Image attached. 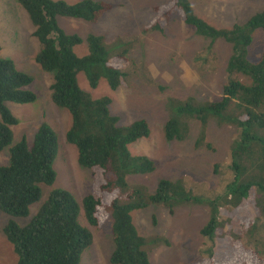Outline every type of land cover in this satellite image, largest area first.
<instances>
[{"label":"trees","instance_id":"1","mask_svg":"<svg viewBox=\"0 0 264 264\" xmlns=\"http://www.w3.org/2000/svg\"><path fill=\"white\" fill-rule=\"evenodd\" d=\"M18 3L28 14L35 28L33 36L41 45L36 64L54 74L52 100L71 115L66 140L76 148L79 165L92 174L91 192L83 200L85 220L100 229L113 218L115 250L111 263L151 264L148 241L133 222L134 211L158 205L173 212L177 207L195 204L208 206L211 213L202 230L210 257L195 264H264L260 253L246 245V236L258 228L250 229L244 220L252 208L255 216L264 214L259 203L251 205L257 196L258 202L260 196L264 197V53L256 63L248 58L255 32L264 31V11L244 25L218 29L196 15L191 0H170L155 8V16L145 27L148 34L164 33L173 17L178 16L198 36L213 43L223 40L232 46L222 97L208 102L195 98L169 100L171 116L164 128L166 139L185 140L190 131L188 122L194 119L203 129L198 146L204 143L205 129L212 120L219 126L236 128L237 137L225 163L215 166L217 175L226 172L217 189L181 177L176 181H160L156 192L150 194L144 187L128 181L129 176L147 175L156 169L150 159L130 152L132 144L150 136L148 122L138 120L130 126H120L119 118L111 114V99L94 100L78 81V76L84 73L92 89L102 79L113 90L128 88L136 72L134 62L128 58L129 51L109 58L104 38L90 35L86 39L88 54L79 57L75 48L84 40L78 35H68L58 24L60 17L95 24L112 6L93 0L76 4L54 0H18ZM200 58L201 55L197 60ZM32 84L33 78L19 71L12 60H0V152L9 150V164L0 166V212L13 219L29 218L31 208L43 199L42 186H52L57 179L54 165L59 138L48 123L39 127L31 145L26 138L13 145V128L19 125V120L8 103L36 102L35 93L29 90ZM226 214L235 221L240 235L230 242L223 257L213 259L214 238L224 225L223 220L228 219ZM3 233L18 257L16 264H81L82 256L93 245L91 231L80 223L76 198L63 189L49 193L27 226L10 220Z\"/></svg>","mask_w":264,"mask_h":264},{"label":"rangeland","instance_id":"2","mask_svg":"<svg viewBox=\"0 0 264 264\" xmlns=\"http://www.w3.org/2000/svg\"><path fill=\"white\" fill-rule=\"evenodd\" d=\"M76 4L84 0H54ZM112 6L97 23L58 18L59 26L68 35H78L84 43L75 48L76 55L88 54L87 37L101 36L108 47V57L114 58L128 50V58L134 62L136 72L128 88L113 90L108 81L102 79L96 89L90 87L84 73L78 76L80 87L94 100L111 99V114L120 120L119 125L130 126L138 120H146L150 136L130 146L133 156L146 157L155 163L154 172L147 175L128 177L131 185L144 187L154 194L162 180L176 181L189 177L206 183L209 189H217L226 176L215 173L216 165H223L229 149L237 137V129L219 126L210 121L205 129V141L198 146L202 126L197 120H189V134L183 141H168L164 128L171 116L169 100L186 101L195 98L199 102L217 101L222 97L226 84L228 61L232 46L223 40H212L198 36L180 17L174 16L164 33L148 34L145 27L155 16V8L170 0H93ZM195 13L218 29H231L244 25L257 13L264 11V0H191ZM35 28L18 0H0V60H12L17 69L33 78L29 90L37 100L32 104L8 103L11 112L18 118L19 125L13 128L14 142L26 138L32 144L36 132L43 123H48L59 138V154L54 168L57 179L52 186H42L43 199L31 208L29 218H16L0 212V264H16L17 255L3 233L10 220L25 227L37 213L40 205L55 189L69 191L80 206V223L93 235V245L82 256L81 264H112L115 250L110 217L100 229L91 227L84 217L83 200L91 192V171L78 163L76 148L66 140L72 125L69 112L57 107L52 100L51 87L54 74L43 71L35 62L41 49L33 36ZM212 48V51H209ZM264 53V31L253 36L248 58L256 63ZM201 58L197 60L198 56ZM240 79L245 81L243 76ZM247 81V80H246ZM9 164V150L0 152V166ZM202 195V192L199 193ZM259 199V197L257 196ZM251 205L264 207V197ZM257 210V209H256ZM250 216L244 220L251 228L246 236V245L264 258V214ZM225 212V211H224ZM227 215V214H226ZM224 217L225 214H223ZM228 216V215H227ZM210 209L206 205H185L171 212L168 208L152 205L132 213L133 222L147 241L151 264H195L207 260V240L202 230L210 221ZM228 216L216 234L213 259L223 257L230 242L240 235L235 221Z\"/></svg>","mask_w":264,"mask_h":264}]
</instances>
